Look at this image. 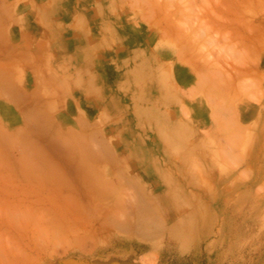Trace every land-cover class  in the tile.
Segmentation results:
<instances>
[{"label": "rangeland", "instance_id": "obj_1", "mask_svg": "<svg viewBox=\"0 0 264 264\" xmlns=\"http://www.w3.org/2000/svg\"><path fill=\"white\" fill-rule=\"evenodd\" d=\"M18 2L0 0V264H264V143L223 159L234 143L204 132L177 158L175 111L177 51L210 90L262 94L264 0Z\"/></svg>", "mask_w": 264, "mask_h": 264}, {"label": "crops", "instance_id": "obj_2", "mask_svg": "<svg viewBox=\"0 0 264 264\" xmlns=\"http://www.w3.org/2000/svg\"><path fill=\"white\" fill-rule=\"evenodd\" d=\"M13 2L15 3L14 12L16 15L22 14L23 12L26 13V10L23 11L22 9H27V8L25 6L20 7V3L18 2V0H13ZM28 9L32 10L31 13L37 14V12H34L32 5ZM96 9L97 7L95 6L92 11L95 12ZM113 19L115 22L113 25L118 27V29L122 27L125 28L127 27L128 24L127 20L123 19L121 15L118 18L113 17ZM117 19H119V21H117ZM12 24L14 25V27H17V29L19 30L21 29L22 22L20 19H18L17 22H12ZM32 26L33 24H30V29L34 30V27ZM89 28L90 27H88L87 30ZM74 29L75 30H73L72 33L67 35V38L65 39V44L71 45L72 40L74 39L73 37L75 35L74 33L79 32V30H84L85 26L84 25H81L79 27L75 26ZM86 36L87 33H85L83 37L86 38ZM80 40L81 39L79 38V41ZM82 41L83 40H81L79 46L82 45ZM134 42L135 41H133V43ZM136 43H137L136 44L137 48H143V47L147 48L151 46V43L144 38L136 40ZM121 46H124V44L120 43L115 48H113V52H108V55L106 54V56H101L99 58V61L97 63L98 67H96V69L93 70V75L101 72L100 70L101 67L103 68L107 67L110 58L113 59L114 57H116L118 59L119 56L123 57V55L121 54L124 52V50L119 49ZM178 54L179 52L177 51V109H175V111L177 112V127L187 128L190 139H189V147L187 151H184L189 153V155H182L181 153H183L182 151L183 149L182 150L178 149L177 151H179L180 154L177 153V158L199 157V155L197 154L203 153L204 151V150H200V148H202L203 144L207 143L208 141L203 136L204 132L209 137L216 136L222 143V148L229 141L234 143V148L231 151V155L225 156L221 154L223 159H229V158L242 159L240 153H242L243 157H245L246 155L245 149L244 148L242 149L241 144H245L247 142H250V144H256V143L263 144L264 143V51L261 54L259 67L257 68L256 71V75L257 77H259V80L261 81V88L263 91L262 94L257 97V99H252L248 96L235 92L234 87L227 89L226 91L223 90L224 92L222 91L221 93H217L214 92L212 89L210 90V87L208 85L207 86H204L203 84L201 85L200 74L202 72L198 71L197 69L198 62L196 61V57L194 56L192 58L186 55L185 59L181 60L179 59ZM81 61L82 64L83 63L85 64L86 57L81 59ZM91 71L88 70L89 73H92ZM240 71L243 74L245 73V71L243 70ZM85 72L87 73V71ZM251 74H252L251 71L246 72V75L248 76H250ZM93 75L88 76V78H90ZM246 75L244 74V77ZM100 97L103 98L104 108H105V102L107 100L112 102L114 108L116 107V103L118 101L117 93L115 94V92H112V90L110 91L103 88V90L102 89L100 90ZM174 105L176 106V103H174ZM105 110L107 109L105 108ZM116 111L117 110L109 113L111 115H115ZM95 116H97V114H95ZM95 116H94V120L96 118ZM230 117L232 119H230ZM229 124L233 126L232 128L233 131L235 132L234 135L231 134L230 129L228 128ZM178 139L179 138L177 136V143L181 142L178 141ZM251 151L252 148L249 147V151H247V153L249 154L251 153ZM208 157L211 156L208 155ZM241 173L247 174L249 172L247 170H242Z\"/></svg>", "mask_w": 264, "mask_h": 264}, {"label": "bare ground", "instance_id": "obj_3", "mask_svg": "<svg viewBox=\"0 0 264 264\" xmlns=\"http://www.w3.org/2000/svg\"><path fill=\"white\" fill-rule=\"evenodd\" d=\"M186 34H187V33H186ZM255 52H256V51H255ZM255 54H256V53H255ZM257 56H258V55H257ZM255 57H256V55H255ZM257 59H258V57H257ZM221 74H222V73H221ZM218 75H219V74H218ZM228 77H229V76H228ZM206 78H207V77H206ZM213 78H214V77H211V79H213ZM222 79H224L223 76H222ZM232 79H233V78H232ZM232 79H231V80H232ZM217 81H218V80H217ZM220 81H222V80H220ZM220 81H219V82H220ZM226 81H227V80H226ZM228 81H229V80H228ZM214 82L216 83V81H214ZM222 82H224V81H222ZM217 83H218V82H217ZM230 83H231V82H230ZM232 83H234V82H232ZM254 84H255V83H254ZM221 85H223V84H221ZM221 85H220V86H221ZM232 85H233V84H232ZM225 86H226V85H225ZM222 87H223V86H222ZM250 87H251V86H250ZM256 87H257V86H256ZM246 88H247V87H246ZM229 89H230V86H229ZM251 92H253V91H251ZM217 93H218V92H217ZM256 93H257V92H256ZM244 94H245V93H243V95H244ZM259 94H260V93H259ZM210 95H212V94H210ZM245 96H246V95H245ZM257 96H259V95L254 96V98H257ZM216 97H217V96H216ZM221 98H222V97H221ZM223 98H224V96H223ZM254 98H253V99H254ZM211 100H212V99H211ZM222 100H223V99H222ZM211 103H212V102H211ZM229 104H230V103H229ZM219 105H220V104H219ZM233 107H234V106H233ZM223 112H224V111H223ZM235 116H236V115H235ZM221 121H222V120H221ZM227 122H228V121H227ZM229 126H230V125H229ZM229 126H228V127H229ZM238 126H239V125H238ZM222 127H223V126H222ZM231 127H232V125H231ZM238 128H239V127H238ZM228 135H229V134H228ZM229 137H230V136H229ZM236 137H237V136H236ZM232 140H233V139H232Z\"/></svg>", "mask_w": 264, "mask_h": 264}]
</instances>
